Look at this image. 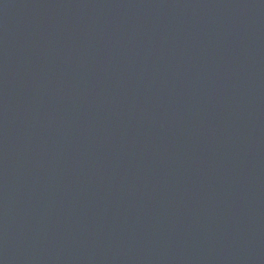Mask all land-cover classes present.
<instances>
[{
	"label": "water",
	"instance_id": "95a60500",
	"mask_svg": "<svg viewBox=\"0 0 264 264\" xmlns=\"http://www.w3.org/2000/svg\"><path fill=\"white\" fill-rule=\"evenodd\" d=\"M0 264H264V0H0Z\"/></svg>",
	"mask_w": 264,
	"mask_h": 264
}]
</instances>
